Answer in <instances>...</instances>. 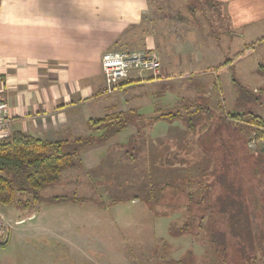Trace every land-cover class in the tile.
Returning <instances> with one entry per match:
<instances>
[{
    "label": "rangeland",
    "instance_id": "1",
    "mask_svg": "<svg viewBox=\"0 0 264 264\" xmlns=\"http://www.w3.org/2000/svg\"><path fill=\"white\" fill-rule=\"evenodd\" d=\"M219 1L150 0L128 44L114 49L146 50L145 35L159 39L174 25L218 42L221 58L207 61L225 66L210 75L212 89L194 95L210 108L200 125L190 133L174 118L126 112L131 123L106 139L101 125L78 128L81 137L94 135L80 166L63 170L36 201L16 193L0 205L9 233L0 238V264H264V130L231 118L237 110L264 118V20L235 31ZM188 91L179 92L182 106Z\"/></svg>",
    "mask_w": 264,
    "mask_h": 264
},
{
    "label": "crops",
    "instance_id": "2",
    "mask_svg": "<svg viewBox=\"0 0 264 264\" xmlns=\"http://www.w3.org/2000/svg\"><path fill=\"white\" fill-rule=\"evenodd\" d=\"M219 2L235 31L264 20V0ZM150 8V0H0V100L7 104V135L21 131L70 140L91 118L126 111L140 120L153 119L181 108L182 90H189L188 106L199 104L194 102L197 88L212 89L210 75L225 66L207 60L220 59L223 47L211 37L201 41L180 25L164 29L159 39L149 33L140 42L143 48L158 47V79L133 77L116 92L103 93L102 54L127 45L128 31L144 22ZM192 77L197 84L190 87L184 80ZM147 106L153 109L143 112Z\"/></svg>",
    "mask_w": 264,
    "mask_h": 264
},
{
    "label": "trees",
    "instance_id": "3",
    "mask_svg": "<svg viewBox=\"0 0 264 264\" xmlns=\"http://www.w3.org/2000/svg\"><path fill=\"white\" fill-rule=\"evenodd\" d=\"M242 53L237 54V56ZM229 61L231 62L232 60L229 59ZM220 67L221 65L217 68ZM235 85L236 90L241 91L240 96L243 95L244 97L242 93L247 91L239 84L235 83ZM247 100L246 102L251 101L250 99ZM187 107L188 105H184L181 108L161 113L153 118V122L167 121L174 118L177 125L178 123L182 124V127L191 133L195 126L200 125L199 122L203 116L200 114L201 111L203 109L209 110L210 108L201 104H196L193 110L187 109ZM124 113L126 111L107 114L101 118H91L88 121L89 127L96 130L99 127L97 125H101L103 131L100 134V138L106 139L112 134L121 132L131 123V119H123ZM128 114L131 113L129 112ZM231 118L239 122L243 121L249 126H264V118L251 111H234L231 113ZM242 129L244 128L242 127ZM89 137L78 136L73 140L51 141L34 137L21 131H14L9 136L1 138L0 205L13 203L16 193H28L31 195V200L36 201L39 198V191L55 183L63 170L81 165L78 155L81 148L92 143L94 137L92 132ZM142 198L146 197L143 196ZM29 201L26 200L24 203L26 204Z\"/></svg>",
    "mask_w": 264,
    "mask_h": 264
},
{
    "label": "built area",
    "instance_id": "4",
    "mask_svg": "<svg viewBox=\"0 0 264 264\" xmlns=\"http://www.w3.org/2000/svg\"><path fill=\"white\" fill-rule=\"evenodd\" d=\"M101 73L103 76V93L112 94L119 90L122 83L130 78L156 80L161 75V61L152 49L142 51H106L101 56ZM7 104L0 100V139L7 137L9 124ZM264 130V127H257ZM254 143V142H252ZM8 226L0 215V238H8Z\"/></svg>",
    "mask_w": 264,
    "mask_h": 264
},
{
    "label": "water",
    "instance_id": "5",
    "mask_svg": "<svg viewBox=\"0 0 264 264\" xmlns=\"http://www.w3.org/2000/svg\"><path fill=\"white\" fill-rule=\"evenodd\" d=\"M33 216H34V215L31 214L30 216H27L26 218H22V219H20L19 221L22 222V221H24L25 219L31 218V217H33Z\"/></svg>",
    "mask_w": 264,
    "mask_h": 264
}]
</instances>
